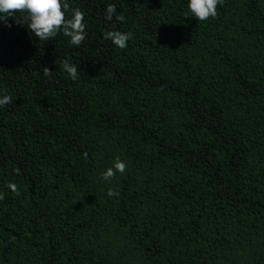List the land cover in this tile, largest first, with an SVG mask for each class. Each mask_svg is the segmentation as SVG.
Masks as SVG:
<instances>
[{
  "label": "trees",
  "instance_id": "16d2710c",
  "mask_svg": "<svg viewBox=\"0 0 264 264\" xmlns=\"http://www.w3.org/2000/svg\"><path fill=\"white\" fill-rule=\"evenodd\" d=\"M67 2L79 46L0 21V264H264V0Z\"/></svg>",
  "mask_w": 264,
  "mask_h": 264
},
{
  "label": "clouds",
  "instance_id": "9594fccd",
  "mask_svg": "<svg viewBox=\"0 0 264 264\" xmlns=\"http://www.w3.org/2000/svg\"><path fill=\"white\" fill-rule=\"evenodd\" d=\"M222 4L223 0H188L187 6L193 17L200 21H207L209 18L217 16V8ZM69 10L70 5L67 0H0V21L4 22L7 27H11V24L8 23V17L15 16L16 12H24L27 13V18L30 20L28 27L40 40H50L62 31L64 36L70 37L71 44L79 46L86 38L84 12L79 8L71 9L72 15L69 18ZM115 13V5L109 4L106 10V19L112 20ZM115 18L121 22L125 19L123 15H117ZM16 23H19L17 19ZM131 38L132 34L130 32L111 30L104 33V39H111L121 49L127 47V41ZM61 67L67 71L71 79L76 80L78 78L76 65L65 60L62 62ZM43 74L50 76L52 70L43 67ZM0 92L5 93L0 96V106L12 102V97L6 94L7 89L0 90ZM86 157L87 154H85ZM126 168V163L117 156L114 165L102 173V178L105 181H111L117 172L124 174ZM17 172H19V169H17ZM7 186L13 192L19 194L16 183L9 182ZM107 195L110 197L118 196L119 193L109 189ZM0 199H4L2 193H0Z\"/></svg>",
  "mask_w": 264,
  "mask_h": 264
},
{
  "label": "rangeland",
  "instance_id": "374dc122",
  "mask_svg": "<svg viewBox=\"0 0 264 264\" xmlns=\"http://www.w3.org/2000/svg\"><path fill=\"white\" fill-rule=\"evenodd\" d=\"M262 236L264 237V235ZM251 250L252 246L238 247L234 249L221 264H231L232 261H234L235 264H242V262L249 257Z\"/></svg>",
  "mask_w": 264,
  "mask_h": 264
}]
</instances>
